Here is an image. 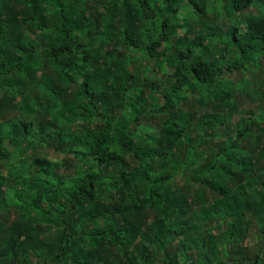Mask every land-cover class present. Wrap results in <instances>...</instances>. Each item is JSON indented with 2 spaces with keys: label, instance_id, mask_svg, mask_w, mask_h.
<instances>
[{
  "label": "trees",
  "instance_id": "obj_1",
  "mask_svg": "<svg viewBox=\"0 0 264 264\" xmlns=\"http://www.w3.org/2000/svg\"><path fill=\"white\" fill-rule=\"evenodd\" d=\"M158 1L0 0V111L25 104L30 112L34 103L38 117L72 109L99 119L70 143L52 120L46 133L39 124L45 147L66 156L58 162L28 160L21 143L32 136L33 121L0 120V162L10 157L5 139L19 152V164H0V264H264V109L243 111L239 125H229L231 113L241 112L238 91L219 83L242 71L240 86L264 99V81L256 83L250 71L264 62V0H216L228 17L246 10L240 22H222L224 28L208 0ZM185 1L190 19L180 11ZM215 37L235 53L222 55L211 43ZM140 57L147 70L158 68L151 80L161 101L155 109L145 105L144 89L132 85ZM189 82L201 87L195 103L205 107L196 135L190 129L196 112L181 104ZM70 89L71 99L61 101ZM229 126L234 138L225 139L220 129ZM207 138L215 147L208 164ZM71 158L96 170L80 171ZM109 165L115 171L102 198L96 185ZM178 176L195 186H175ZM3 186L40 214L56 210L55 232L41 230L21 206L5 226ZM252 232L263 238L247 248ZM126 240L133 242L130 253H123ZM227 240L231 262L217 254L218 244L226 253ZM115 247L118 261L111 263Z\"/></svg>",
  "mask_w": 264,
  "mask_h": 264
},
{
  "label": "rangeland",
  "instance_id": "obj_2",
  "mask_svg": "<svg viewBox=\"0 0 264 264\" xmlns=\"http://www.w3.org/2000/svg\"><path fill=\"white\" fill-rule=\"evenodd\" d=\"M10 1V0H5ZM153 2V4L155 6H159V1L158 0H151ZM188 2L185 1L183 3L180 4V11L184 14L185 18L190 19L191 17H189L190 12L188 11ZM208 8L211 10L213 9V15L214 17L217 19V21L221 24V27L224 28V24H233L234 22H240V18H243V16L246 14V10H244L242 13H236L233 14L231 16H226L223 11L222 8L220 6V4L216 1V0H208ZM224 24H223V23ZM241 30H245L244 28V24L242 22V25L240 26ZM184 33L183 30H179L178 31V36H181ZM177 41V38L174 37L173 38V42L175 43ZM215 41V44L218 48H221V54L228 57L229 53H235L236 51V47L234 45H228L227 48H223L222 47V41L220 37H215L211 40V43H213ZM178 48H183L182 44L178 45ZM171 57V56H169ZM164 58H168L164 57ZM140 62L138 64H136V72L133 73V88H135L136 90L138 88H143L144 89V99H145V105L148 106L149 108L155 109L157 108L160 104V95L158 93L157 90L154 89L153 85H151V80L153 79V76L155 74L156 77L159 76L158 73V68L154 67L153 68V64L147 65L148 69L145 67V62H146V58L140 57ZM170 59H168L167 61H169ZM163 67H167L169 69L170 67V63L168 64H163ZM251 72H253V74L255 75V82L259 83V82H263L264 81V62L261 63L260 62V66L256 65L255 67L250 69ZM249 71V72H250ZM154 72V73H153ZM40 71L37 72L38 75H40ZM251 74V73H250ZM247 77V75L245 76ZM244 79V74L242 71H238V70H233L232 73L224 80H221L219 83L222 86H224V84H232L233 88H235L238 91V107L240 109V114H238V112L233 111L231 113V117L233 118V121L231 122V126H234L236 124L239 123L240 121V116L241 115H247V112H243V111H248V110H252L253 115H258L259 110L263 111L264 109V99L262 97H257L254 98L252 90L250 91V93L245 92L244 88L247 86L245 85V87H241L240 86V81H242ZM248 81V80H245ZM248 87V86H247ZM246 87V88H247ZM193 88V91H192ZM201 87H195L193 86L192 82L187 83L186 85L183 86L181 92L183 95V101H182V106L184 108H186L187 110H191L192 112L195 111L196 115L193 116L192 120H191V124L192 127L191 129V134L192 135H196L198 134L199 129L197 128V120L198 118H200L202 112L204 111L205 107H199L198 104L195 103V99L198 97V95L196 94L199 89ZM73 91L70 89L67 91L68 94H66L63 98H61V101H65V100H70L71 99V93ZM2 95L1 91H0V96ZM17 100H20L19 98H17ZM29 100V96L28 94L25 95V101L27 102ZM68 103V102H66ZM261 105V106H260ZM260 106V107H259ZM32 109L30 110V112L26 109L25 104H23V108H18L16 107V109L14 111H10L8 109L2 110L0 111V120L5 122L11 118H23V119H29L31 121H33L34 126H33V131H32V136H28L27 139L21 143V147L24 149V152H26L28 154V160L34 156H40V157H45L48 158V160H52L55 162L61 161L63 159H65V155L63 153H58L53 151L52 149H49L47 147H45V142H43L42 140H40L41 138V134L39 132H37L39 130V124L42 125L44 127L43 132L46 133L48 131H50V127L47 125L48 119L52 120V122H55L58 127H60V132L62 134L64 133H68L70 134V136H66L65 137V142L70 143V141L76 140L79 141L78 139H76L77 137H80V131L82 130L84 132V130L86 128L89 127H95L96 125L99 124V119L96 115H91V116H83V115H78L76 114L72 109L70 110H66L63 111L61 114H54V116H57L56 118H52V115H50V118H45V117H38L37 114H35V104L31 103L30 106ZM208 110L214 111L213 107H209ZM149 123L152 125H155L156 123V118L153 117H149ZM239 125V124H238ZM237 125V126H238ZM229 127H225V128H221L220 132L221 135L226 139H231L234 138V127L232 132H230V128ZM141 130V128H140ZM33 133L35 134L33 136ZM142 133H145L144 131H142ZM63 136V135H62ZM81 139H84L83 137H81ZM4 145L5 148L7 149V152L10 154L9 159L5 158L4 161H1L0 164L1 166H7L10 162L15 163V164H19L17 160L18 159V154L19 152L16 151L14 149V146H17L15 144H13V139L11 137H9L7 140L5 139L4 141ZM76 147V146H74ZM215 148L209 145V140L207 138V141L205 143V152H206V163L208 164L211 160L212 157V151L211 149ZM252 159H255V156H251ZM72 160H75L76 163L78 164V166L74 165L77 168H81L79 169L80 171H85V170H96L95 166L91 165L90 163H81L78 162L76 159L71 158ZM22 161H25L24 159ZM28 163V161L25 163ZM153 166L156 167L155 171L157 174L159 173H163L164 170L161 168L162 166L156 162V160L153 161ZM74 167H71V169H73ZM70 170V168H68ZM77 170V169H76ZM115 171V168L111 165L109 166H105L104 167V176L106 178L101 179L97 182L96 185V189L99 190L102 194L101 197H105L106 194L109 192V188L107 185V178L110 176H113V173ZM21 175L23 177H26V174L22 171ZM175 186L177 187H184V189H186V191L190 190L191 187L195 186L194 184H191L189 182L188 179L182 178L181 176L175 177ZM3 189H5V196L6 199L8 200V205L7 207L1 212V219L4 223V225L6 226L10 220L13 218V215L16 211V207L17 206H21L22 208L25 209L26 213L30 216H32L33 218L39 220V228L41 230H49L51 233H54L55 230L57 229V222H56V216L57 211L56 210H52L53 213H49V214H40L38 213L34 208L32 207H28L24 204H20V202L17 200V198L15 197V195L13 194L14 189L12 186H3ZM152 214L151 213H147L146 216H144V220L146 221H151L152 220ZM41 234H44L43 231L40 232ZM253 235V236H252ZM120 238L124 239V234H120ZM262 236H260V234H256L255 232H252L251 235L249 236L248 242H244V246L247 243V248L248 247H257L256 244L257 242H260L262 240ZM133 243V242H132ZM132 243H130V241L126 240L124 243L125 246V250L123 251L126 253H130L132 252ZM250 244V246L248 245ZM225 247H226V253L223 248L222 245L217 246V250L219 252H217L218 256L224 260V262H231V257H227L228 256V252L233 250L234 246L233 244L230 242V240H227L224 243ZM260 249L264 250V244H262L260 246ZM120 252V250L115 247L110 248V261L111 263H113L115 261V259L117 260L118 257V253ZM162 253V252H161ZM160 253V254H161ZM118 261V260H117ZM243 261V260H242ZM242 261H240V264H242ZM235 264V263H233Z\"/></svg>",
  "mask_w": 264,
  "mask_h": 264
}]
</instances>
